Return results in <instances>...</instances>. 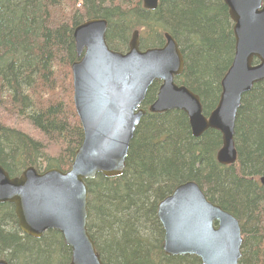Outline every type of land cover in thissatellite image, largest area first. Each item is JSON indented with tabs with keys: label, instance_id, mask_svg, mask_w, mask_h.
<instances>
[{
	"label": "trees",
	"instance_id": "obj_1",
	"mask_svg": "<svg viewBox=\"0 0 264 264\" xmlns=\"http://www.w3.org/2000/svg\"><path fill=\"white\" fill-rule=\"evenodd\" d=\"M89 20L107 23L110 50L125 53L138 32L141 51L161 48L164 35L184 61L174 82L199 97L204 116L216 107L220 82L234 55L232 23L222 0H0V166L15 178L27 168L66 172L83 132L73 104L71 66L78 61L74 29ZM160 84L142 103L121 177L86 181L87 231L103 264H200L167 258L157 205L173 190L195 183L208 202L239 223V264H264V81L243 95L234 128L235 164L221 166V136L191 134L180 111L149 114ZM0 259L8 264H69L59 233L35 240L17 227L13 207L0 205Z\"/></svg>",
	"mask_w": 264,
	"mask_h": 264
},
{
	"label": "water",
	"instance_id": "obj_2",
	"mask_svg": "<svg viewBox=\"0 0 264 264\" xmlns=\"http://www.w3.org/2000/svg\"><path fill=\"white\" fill-rule=\"evenodd\" d=\"M233 23L234 55L220 82L215 109L203 115L199 98L174 78L183 72L176 42L165 35L159 49L141 51L135 32L128 51H111L105 41L107 23L90 20L73 32L78 61L71 66L73 104L83 139L67 172L38 174L27 168L11 179L0 166V205L14 208L19 231L32 239L46 232L61 235L70 250V264H102L87 233L85 182L97 176H122L136 127L145 115L141 105L149 87L159 82L150 114L183 112L194 138L208 130L221 136L216 161L235 164L234 128L243 95L264 81V0H223ZM158 0H142L155 11ZM264 168V157L262 160ZM259 182L264 189V172ZM163 230L162 251L168 258L195 257L201 264H239L242 245L238 221L209 203L193 182L179 185L157 205ZM0 264H7L0 260Z\"/></svg>",
	"mask_w": 264,
	"mask_h": 264
},
{
	"label": "bare ground",
	"instance_id": "obj_3",
	"mask_svg": "<svg viewBox=\"0 0 264 264\" xmlns=\"http://www.w3.org/2000/svg\"><path fill=\"white\" fill-rule=\"evenodd\" d=\"M223 1V0H222ZM223 4H224V2H223ZM224 6H225V4H224ZM226 7V6H225ZM226 9H227V14H228V17H229V13H228V8L226 7ZM149 12H153V11H149ZM229 19H230V17H229ZM232 23V22H231ZM232 33H233V24H232ZM234 44H235V42H234ZM232 60H233V58H232ZM159 83V82H158ZM149 108V107H148ZM145 112V114H146V111H144ZM147 113H149L148 112V109H147ZM150 114V113H149ZM81 145V144H80ZM213 205H215V204H213ZM215 206H217V205H215ZM41 239V238H40ZM91 239V238H90ZM35 240H39V239H35ZM91 241L93 242V240L91 239ZM94 243V242H93ZM67 247V246H66ZM68 248V247H67ZM69 249V248H68Z\"/></svg>",
	"mask_w": 264,
	"mask_h": 264
},
{
	"label": "flooded vegetation",
	"instance_id": "obj_4",
	"mask_svg": "<svg viewBox=\"0 0 264 264\" xmlns=\"http://www.w3.org/2000/svg\"><path fill=\"white\" fill-rule=\"evenodd\" d=\"M164 234V233H163ZM162 245H163V238H162ZM70 259H71V254H70Z\"/></svg>",
	"mask_w": 264,
	"mask_h": 264
}]
</instances>
